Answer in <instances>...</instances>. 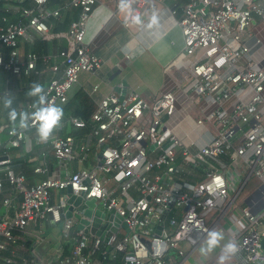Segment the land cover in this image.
<instances>
[{
	"label": "built area",
	"instance_id": "2783aa9c",
	"mask_svg": "<svg viewBox=\"0 0 264 264\" xmlns=\"http://www.w3.org/2000/svg\"><path fill=\"white\" fill-rule=\"evenodd\" d=\"M165 1L125 0L130 5L125 25L135 23L136 16L141 23L135 24L142 25ZM48 3L32 0L31 6L21 8L25 21L8 20L0 25V42L10 47L7 57L0 51V68L11 72L21 85L25 83L22 79L36 71L48 100L63 107L81 72L94 73L102 67V58L91 51L87 38L88 23L99 0H68L67 5L77 9V15L67 30L58 32L52 30L49 19L59 17L62 8ZM169 9L184 45L166 70L181 71L182 80L188 83L185 92H194L198 101L205 99L213 105L196 123H214L215 132L207 139L188 142L179 137L167 123L176 110L173 92L150 100L136 92L120 99L118 93L110 91L96 100L89 121L63 116L47 142L31 131L37 129L31 115L27 129L19 127L20 119L2 123L0 195L8 182L22 196L16 212L0 218L3 264H14L17 233L49 214L54 223H62L63 246L73 245L68 253L63 254L61 247L55 260L38 264H184L186 256L212 230L226 233L227 243H236L239 249L230 253L233 260L228 264H264V69L252 60L246 42L254 15L264 19V3L187 0ZM37 34L46 40L61 38L66 45L54 54L30 50L24 55L21 44L32 46ZM241 59L245 65L239 64ZM39 63L42 68L38 70ZM97 90L98 85H94L90 94ZM14 92L9 79L0 82V98ZM35 101L38 97L14 109L31 114L39 107L34 106ZM73 127L87 130L74 135L70 132ZM4 129L6 138L2 137ZM34 144L42 150L33 171L44 177L30 182L24 172L15 169L16 156L11 149ZM51 157L58 164L56 175L51 171ZM73 164L78 168L70 167ZM233 165L239 166L240 172L231 193L228 172ZM247 184H252V189L243 206L238 198ZM68 186L76 195L96 198L106 213L103 222H109L111 210L118 212L129 231L119 225L117 232L108 231L101 239L78 229L84 208L74 207L72 216L66 217V194L53 201V191L66 192ZM11 200L5 196L4 205L10 206ZM214 209L218 213L207 221ZM161 220L165 237L156 232ZM38 232L42 237L43 231ZM22 264L31 263L24 258Z\"/></svg>",
	"mask_w": 264,
	"mask_h": 264
},
{
	"label": "crops",
	"instance_id": "0c3cea01",
	"mask_svg": "<svg viewBox=\"0 0 264 264\" xmlns=\"http://www.w3.org/2000/svg\"><path fill=\"white\" fill-rule=\"evenodd\" d=\"M260 1L264 3V0ZM181 2L183 1L166 0L157 12L150 13L145 17V22L142 25L132 23L130 26H126L125 19L129 11L128 7L121 11L117 0H99L95 13L88 23L87 38L90 40L91 51L102 58L103 64L94 73L81 72L71 94L74 95L78 90L83 89L96 103V100L110 91L119 94L115 86H120L122 80H126L128 83L126 94L136 92L150 100L164 92H173L177 97V104L174 113L167 118L168 125L175 130L182 122H185L186 126L182 129V137H186L189 141L210 137L216 130L215 124L205 122L203 125H198L196 119L208 113L213 105L205 99L198 101L196 99L197 94L194 92H185L184 88L188 83L182 80L181 71L176 68L166 70L167 63L183 50L182 32L169 9V7L177 6ZM180 14L181 11L179 10L177 16ZM153 18H155V22H152ZM246 42L251 48L252 60L264 69V19L260 15H254L253 22L248 29ZM23 44H21L22 51ZM56 52L51 51L50 53ZM245 63L244 59L239 61L241 65H245ZM94 85H98V90L90 94ZM2 123H4L3 119L0 120V125ZM177 135L180 137L179 134ZM27 147V152L15 148L11 150L15 154V158L25 156L24 159L29 163V167H32V170L29 173L20 171L28 176L30 182H36L44 177V174L33 171L34 166L41 160L40 152L37 153L34 147ZM31 154L33 155L31 156ZM51 158L53 159L52 162ZM51 158V171L54 174L58 164L53 157ZM70 167L78 168V165L73 164ZM6 183V186L10 185L8 182ZM54 192L56 201L61 194L66 193L64 190H54ZM8 194L12 199V204L8 206L2 203L0 218L12 216L21 202V193L11 185ZM60 224H53L48 215L45 219H34L26 231L17 233L18 243L15 246L13 256L14 264L16 261L22 263L24 258L31 256L38 261L55 260L59 255V249L64 247ZM38 231H43L42 237L38 235ZM207 238L208 236L202 241L205 242L204 248L207 247ZM48 240L50 243L45 245ZM227 240L228 236L224 233V239L220 241V244L211 252L203 255L202 260L199 257L191 260L195 249L201 242L186 256L184 264H205L216 253L224 249Z\"/></svg>",
	"mask_w": 264,
	"mask_h": 264
},
{
	"label": "trees",
	"instance_id": "16d2710c",
	"mask_svg": "<svg viewBox=\"0 0 264 264\" xmlns=\"http://www.w3.org/2000/svg\"><path fill=\"white\" fill-rule=\"evenodd\" d=\"M183 2L187 0H182ZM68 0H49L48 5L50 6H61L62 11L61 15L59 17H52L49 19V21L52 23V30L55 32L67 30L69 27L70 22L76 17L77 15V9L71 7L70 5H67ZM32 0H11V1H5L0 0V25H5L6 22L9 21H19L24 20L26 17L22 15L21 8L31 6ZM7 5L10 9H7ZM66 42L65 40L61 38H53L51 40L44 39L40 34H37L35 43L31 46L30 44L24 42L23 44V53L26 54L28 51L32 50L40 55L42 54H50L51 51H58L61 48L65 47ZM10 47L5 45L4 43L0 42V51L7 57L9 53ZM41 63L38 64V70L41 69ZM9 79L10 81V87L15 89V92L11 96L0 98V120L3 119L4 123H12L13 121L9 120V112L17 107V105L21 102H24L28 99H36L35 96H28L26 95V92L28 91L30 85L35 81L38 82L39 75L36 71H32L30 75L22 79L24 81V84H19V81L16 80L13 77V74L7 70H5L3 67L0 68V82L1 84L4 83L5 80ZM29 83V84H26ZM11 99V107H6L5 102L6 100ZM96 103L94 99L83 89L78 90L74 95L71 96V98L63 105V111H64V117H70V116H76L78 118L84 119L86 121H89L91 116L96 110ZM20 119L19 115H17L16 121ZM87 128H71L70 132L74 135H80L85 133ZM34 134L37 133V129L31 130ZM2 137L6 138L5 129L2 131ZM35 150H37V153H39L42 150V146L39 144H34L33 146ZM23 151L25 150L27 152L28 147L23 146ZM21 149V150H22ZM33 154H31L32 156ZM25 156H20L15 158L14 160V167L17 171H25V172H31V168L29 167V163L24 159ZM27 162H25L24 160ZM51 158V162H52ZM36 162V160H34ZM50 162V163H51ZM52 164V163H51ZM19 165V167H18ZM196 169H199V166H195ZM4 187V193L0 195V206L3 203V199L5 196H9V189L10 185ZM250 189H252V184H247L240 194L238 200L240 201L241 205L245 206V198L248 195ZM53 201H56V195L53 191ZM69 252V247L65 246L63 250V254H66ZM221 255H226L229 258L225 261V264H228L233 260V256L230 253H226L223 250L216 253L211 259H209L205 264H219V258ZM102 258V257H101ZM31 264H38V260L35 259V257L31 256L26 258ZM0 262H2V259L0 258ZM16 264H22L19 263V261H16Z\"/></svg>",
	"mask_w": 264,
	"mask_h": 264
},
{
	"label": "clouds",
	"instance_id": "9594fccd",
	"mask_svg": "<svg viewBox=\"0 0 264 264\" xmlns=\"http://www.w3.org/2000/svg\"><path fill=\"white\" fill-rule=\"evenodd\" d=\"M119 9L124 11L126 7H130L127 5L125 0H119ZM133 21L135 23H141L139 16L133 17ZM155 22V18L153 21ZM26 95L32 97H38V101L34 102V106L36 104L39 105L37 110L31 114L27 112H20L17 113L15 109H12L9 112V120L15 122L17 115H19V127L21 129H27L29 127L27 121L29 119V115H31L33 123L37 125V133L41 142H47L49 140L50 135L52 134L53 130L60 125L61 118L64 115L63 108L52 103L48 100V94L45 92V88L39 82H33ZM11 99L6 100L5 106L11 107ZM224 239L223 231L212 230L208 233L207 238V247H201L200 251L202 255H206L208 252H211L215 247L220 244V241ZM194 242V241H193ZM238 247L236 243L229 242L224 245L223 251L226 253L235 254L238 251ZM229 257L226 255H221L219 258V264H225V261Z\"/></svg>",
	"mask_w": 264,
	"mask_h": 264
},
{
	"label": "water",
	"instance_id": "95a60500",
	"mask_svg": "<svg viewBox=\"0 0 264 264\" xmlns=\"http://www.w3.org/2000/svg\"><path fill=\"white\" fill-rule=\"evenodd\" d=\"M128 83L126 80H122L120 86H115V89L119 92L120 99H123L127 92ZM66 196L68 199V208L65 211V216L70 217L73 214L74 207L82 206L84 208L83 215L79 217L77 228H84L86 233L95 234L100 236L101 239L110 232H117L118 226L121 225L127 232L129 231L127 223L124 221V217L120 215L115 210H111L108 216L109 222H103L106 213L101 209L96 201V198H86L84 194L76 195L72 193L71 187L66 188ZM166 213L163 215L162 220H164ZM50 220H52L51 214H49ZM162 220L158 225L156 232L165 237L166 233L162 232ZM111 221V222H110ZM50 240H48L45 245H48ZM44 245V246H45ZM73 242L70 244L69 249L72 248ZM262 246L264 248V238L262 240ZM86 248L82 249V253H85Z\"/></svg>",
	"mask_w": 264,
	"mask_h": 264
},
{
	"label": "rangeland",
	"instance_id": "374dc122",
	"mask_svg": "<svg viewBox=\"0 0 264 264\" xmlns=\"http://www.w3.org/2000/svg\"><path fill=\"white\" fill-rule=\"evenodd\" d=\"M185 126H186V123H185V122H182L177 128H175L174 131H175L177 134H179L180 137H182V136H183L182 129H183ZM182 139H183L184 141H186V142L189 141V140L186 139V137H182ZM239 172H240V168H239V166H235V165H233V166L230 167V170H229V172H228V179H229L230 182H231V186L229 187V190H230L231 193H233V189H234L235 186L237 185V181H235V179H236L235 177H237V176L239 175ZM217 213H218L217 209L212 210V211L206 216L207 221H209V219L213 218ZM237 213H240L239 210H237ZM61 224H62V223H61ZM61 224L59 225L60 228L62 227ZM57 237H59V236H57ZM204 245H205V242H202V243H201V244L195 249V251H194V253H193V256L191 257V260H192V259H196V258H198V257H199L200 260L203 259V255L201 254L200 249H201V247H204Z\"/></svg>",
	"mask_w": 264,
	"mask_h": 264
}]
</instances>
